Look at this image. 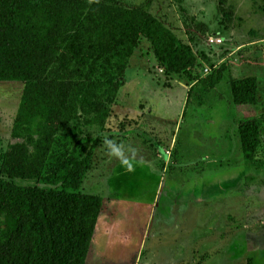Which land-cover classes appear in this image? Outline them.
Segmentation results:
<instances>
[{"label": "rangeland", "instance_id": "1", "mask_svg": "<svg viewBox=\"0 0 264 264\" xmlns=\"http://www.w3.org/2000/svg\"><path fill=\"white\" fill-rule=\"evenodd\" d=\"M125 4L147 8L185 41L199 31L205 42L219 31L223 42L207 47L224 61L229 59L224 55L231 52L233 42L230 29L237 31L238 42L254 45L235 50L229 61L239 70L224 73L220 85L209 89L198 83L183 114L179 111L186 75L165 74L142 39L126 71L123 93L120 90L106 124L70 125L72 140L97 139L79 189L104 201L87 264H162L165 259L171 264H204L207 258H213L209 264H264V66H260L264 0H126ZM228 4L238 9L234 25L232 19L223 22L220 14ZM221 59L211 64L220 67ZM205 67L199 61L194 70L199 81L205 77ZM258 72L259 101L249 112L259 117L263 144L259 157L245 162L239 117L228 100L227 81ZM162 86L167 88L169 103L152 108L149 99H159L158 90L165 91ZM23 87L21 81H0V155L8 145L23 140L12 135ZM216 95L222 101L213 100L218 99ZM211 111L219 114L217 119L212 117L214 123L209 120ZM38 123L39 119L32 120L23 133L38 136ZM15 181L43 185L37 180ZM161 207L165 208L162 212ZM156 211L162 216L157 226H180L178 230L159 233L162 230L153 223ZM201 227L207 229L200 231ZM184 236L187 242L182 241ZM202 237L207 244L218 240L220 245L216 250L206 249L201 246Z\"/></svg>", "mask_w": 264, "mask_h": 264}, {"label": "trees", "instance_id": "2", "mask_svg": "<svg viewBox=\"0 0 264 264\" xmlns=\"http://www.w3.org/2000/svg\"><path fill=\"white\" fill-rule=\"evenodd\" d=\"M125 1L0 0V81L24 83L12 132L23 140L0 155V264H87L104 201L79 189L97 139L72 140L68 131L106 124L142 39L165 74L197 79L205 58L193 43L199 31L184 41L147 8ZM220 14L226 24L233 16L227 6ZM203 63L209 72L198 83L214 88L227 65ZM228 82L242 155L251 162L261 153V125L256 114L242 113L258 104L257 79ZM34 119L38 136L23 133Z\"/></svg>", "mask_w": 264, "mask_h": 264}, {"label": "crops", "instance_id": "3", "mask_svg": "<svg viewBox=\"0 0 264 264\" xmlns=\"http://www.w3.org/2000/svg\"><path fill=\"white\" fill-rule=\"evenodd\" d=\"M228 7H230L231 9H232V12H233V16H232V21L230 22L232 25H234V20L236 19V17H237V11H238V9L234 6V4L231 6V5H229L228 4ZM229 23V24H230ZM196 26V25H195ZM232 27V26H231ZM174 32H175V30H173ZM230 31L232 32L233 31V33L234 34H232V36H233V42H231L230 44H229V48L231 49L230 51L231 52H227L225 55H224V57H228L229 59L228 60H225L224 61V59H221L220 58V55H218V54H215V51H212L210 48H208L207 46H209V43H208V41L206 40L205 42H203L202 41V39L199 37V36H197V38L193 41V43H195V42H197L198 43V49H200V50H203L204 51V54H205V58L204 59H201L200 61H202V62H204L205 61V59L206 58H208V59H211V61H214V62H218L220 59L221 60H223L222 61V63H225L226 65H227V68H226V70H224V72H223V76H224V73H226L227 71L229 72V71H231V70H234V71H236V70H239L237 67H238V65H233V63H232V61H229V60H232V56L234 55V52H235V50H237V49H241V48H244V47H249V45L251 46V45H254V42L253 43H251V44H248L247 43V41L245 40L244 41V43L241 41V42H238V38H237V35H236V32L233 30V29H230ZM230 32V33H231ZM217 33L219 34L220 32L219 31H215L212 35H217ZM209 37V36H208ZM198 38H200V39H198ZM184 40V39H183ZM185 41V40H184ZM207 42V43H206ZM252 42V41H251ZM203 43V44H202ZM206 48H208V49H206ZM215 48V47H214ZM244 58H246L248 61H250V58L249 57H245L244 56ZM261 62H260V66H264V58H261V60H260ZM239 64V63H238ZM248 64V62H246V64H241V65H247ZM241 65H239V66H241ZM206 66V65H205ZM260 72H258L257 74L256 73H251V74H248V75H245V76H243V77H247V76H253V77H256V78H258L259 76H260V74H259ZM242 76H238V78H243ZM222 79H223V77H222ZM221 79V80H222ZM187 83H186V82ZM228 81H229V79H228ZM227 81V82H228ZM183 83H185L184 85L186 86L185 87V89L183 90V93L185 92V94H184V99H182V102H180V113L181 112H183V114L186 112L185 110H186V108H187V104L189 103V101H190V95H191V92H192V90H193V88L198 84V80L196 79V80H193L192 82H190L189 80H188V78H184V81H182ZM220 83H221V81L218 83L219 85H220ZM217 84V85H218ZM125 85V84H124ZM124 85L122 86V88L120 89L122 92H121V95H122V93H123V90H124ZM216 85V86H217ZM215 86V87H216ZM181 89H183L182 87H180ZM209 88V87H208ZM208 88H206V89H204V91L205 92H208L207 90H209ZM218 88V87H217ZM259 88V87H258ZM167 88H165V87H163L162 86V90H165V91H163L162 93L160 92V90H158V89H156V90H158V92L161 94V97L158 99V98H154V99H149V101H150V103H151V105H152V108L155 106V104H156V106L157 105H160L161 103H163V102H165V103H169L168 102V98L166 97V96H168L167 94H169L168 93V91L166 90ZM120 92V91H119ZM216 92H220V89L218 90V89H216ZM230 95H231V92H230ZM118 97H120L119 95H118ZM117 97V98H118ZM219 97H221V95L219 94ZM216 98H218L217 97V95H216ZM219 99V100H218ZM218 99H213V100H215V101H222V99L221 98H218ZM229 100V102L231 101L232 103H233V100H232V97H231V99L229 98L228 99ZM218 103V102H217ZM232 103H229L230 105H232ZM234 104V103H233ZM199 105H200V107H203V105L202 104H200L199 103ZM233 106H235V105H233ZM199 107V108H200ZM157 107H155V109H156ZM205 108L207 109V107L205 106ZM236 110V114L239 112V110L238 109H235ZM251 109H245L244 110V112L242 113L243 115H248V114H250V111ZM206 111V110H205ZM204 111V112H205ZM194 112H197L196 110H194ZM208 112V111H207ZM255 112H256V110H255ZM210 119L209 120H212V122L214 123V119L212 118V117H214V115H215V119H217V117H218V113L216 114H214V111H211V113H210ZM212 118V119H211ZM237 143V142H236ZM241 144V143H240ZM200 201V200H199ZM202 202V201H201ZM164 207V206H163ZM163 207H161V211L160 212H162V210H164L165 208H166V206H165V208L163 209ZM160 212H157L156 211V213H157V215L155 216V222H153V223H155L156 224V227L157 228H159L160 230H162L161 232H159V233H162V232H164L165 234H167V233H175L176 232V230H178V228L180 227V226H171V225H164V226H160V225H158L157 226V223H160V221L161 220H159V217H162L161 215H159V213ZM165 218H166V216H165ZM200 231H201V229H203V230H205V229H207L206 227L205 228H203V227H201V228H198ZM154 230V227H153V225H152V230H151V233H150V236L153 234V231ZM179 230H181L180 232L181 233H183L182 232V228L181 229H179ZM248 232V231H247ZM249 233V232H248ZM203 234H205V233H203ZM187 238H186V236H184V237H182V241L183 242H187V240H186ZM249 239H250V236H249ZM201 246L202 247H204V248H209L210 246H211V248H213V249H215L216 250V248L220 245V243H218V244H216V242H219L218 240L215 242V243H213V244H207L206 243V240H207V238H205V237H202L201 239ZM124 242V241H123ZM145 244V243H144ZM187 244V243H186ZM206 246V247H205ZM215 246H216V248H215ZM139 247V246H138ZM218 255V254H217ZM216 255V256H217ZM219 256V255H218ZM213 258H207V260H206V262L204 263V264H209V262L212 260ZM179 262L180 261H178L176 264H179ZM162 264H171L170 262H169V260L168 259H165L164 260V262L162 263Z\"/></svg>", "mask_w": 264, "mask_h": 264}, {"label": "built area", "instance_id": "4", "mask_svg": "<svg viewBox=\"0 0 264 264\" xmlns=\"http://www.w3.org/2000/svg\"><path fill=\"white\" fill-rule=\"evenodd\" d=\"M208 43L212 44V45H216V44H221L223 42V38L218 35H211L208 38ZM209 72V68H205L204 69V73H208Z\"/></svg>", "mask_w": 264, "mask_h": 264}, {"label": "clouds", "instance_id": "5", "mask_svg": "<svg viewBox=\"0 0 264 264\" xmlns=\"http://www.w3.org/2000/svg\"><path fill=\"white\" fill-rule=\"evenodd\" d=\"M114 151H116V149H113Z\"/></svg>", "mask_w": 264, "mask_h": 264}]
</instances>
